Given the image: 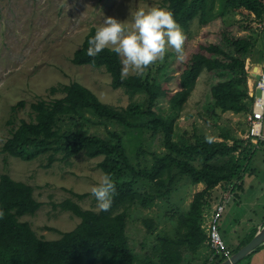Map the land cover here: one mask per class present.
Listing matches in <instances>:
<instances>
[{"label":"trees","instance_id":"trees-1","mask_svg":"<svg viewBox=\"0 0 264 264\" xmlns=\"http://www.w3.org/2000/svg\"><path fill=\"white\" fill-rule=\"evenodd\" d=\"M162 3L184 30L196 18L201 27L219 19L224 21L231 13L244 19L232 24L223 22L217 40L198 42L187 56L176 89H171L172 77L162 73L161 67L152 77L133 74L121 80L122 65L117 54L108 49L96 57L86 54L87 41L96 28L90 29L75 50L72 62L104 68L112 77L114 89L122 88L131 97H139L118 108L101 101L80 82L53 85L51 93L62 91L64 95L32 101L31 118L20 119L10 129L0 153L28 161L47 155L43 164L47 168L81 153L88 158L103 156L98 167L113 176L117 187L111 209L83 208L71 198L52 202L54 207L71 211L81 221L69 231L52 228L61 237L46 239L36 233L30 222L20 220L26 214L34 215L43 205L35 197L34 187L2 173L0 210L5 215L0 219V264H218L224 260L220 257L211 260L213 252L205 216L213 208V192L218 186L232 184L235 197L245 192V179L250 174L256 148L252 138L245 139L220 126H217L218 139L195 130L187 142L178 143L175 119L204 70L220 78L211 88L213 116L247 115L252 111L254 97L248 90L252 73L245 69V64L258 39L259 31L253 24L264 15V0H162ZM161 100L168 103V117L160 109ZM26 104L22 99L13 105L14 115L7 122L13 124L18 108ZM156 139L162 145L161 150L154 148ZM140 181L151 182L150 190L137 188ZM187 184L192 188L202 184L203 189L192 196L180 213L175 209L165 213L168 223L161 229L153 217L144 216L147 234L153 240H146L144 245L148 249L144 254L132 249L127 234L130 209H151L159 202H167ZM69 191L78 199L91 194ZM219 227L221 230L222 226ZM256 231L257 227L249 230L238 248L228 245L232 254L248 243ZM134 250L143 258L137 257Z\"/></svg>","mask_w":264,"mask_h":264},{"label":"rangeland","instance_id":"rangeland-1","mask_svg":"<svg viewBox=\"0 0 264 264\" xmlns=\"http://www.w3.org/2000/svg\"><path fill=\"white\" fill-rule=\"evenodd\" d=\"M153 5L166 8L162 0H0V147L9 137L10 129L17 126L20 119L31 118L29 105L32 101L38 98L52 100L64 95L62 91L51 93L50 87L53 85L80 82L90 88L101 101L118 108L137 99L139 95L131 97L122 88L114 89L111 86L112 77L104 68L76 65L72 57L90 29L102 24L105 17L127 20L130 26V6L135 10L138 6L148 8ZM239 18L244 19L237 13H231L224 17V21L219 19L206 27H201L198 19H194L187 30L183 29L186 37L185 60L178 62L175 52L169 49L163 62L153 64L143 76L152 77L161 67L162 73L172 77L169 82L171 89L178 88L179 74L188 54L197 47L198 42L217 40L222 23L232 24ZM218 80L220 78L207 70L201 73L183 111L175 119L176 142H187L195 130L218 139L217 126L229 128L240 137L244 136L248 128L244 113H226L216 117L210 112L211 88ZM22 99L27 101V106L19 107L13 124L8 123L14 115L11 107ZM160 109L164 115L169 116L170 110L165 100H161ZM251 142L256 151L249 168L250 174L245 179V192L235 197L230 191L231 198L226 202L220 219L221 236L226 244L233 238V249L239 247L249 228L264 217V144L260 145L252 139ZM154 145V148L162 149L159 139L155 140ZM146 157L151 158L149 155ZM46 158L47 155H40L28 161L0 153V175L8 173L14 179L34 187V195L43 205L34 215L26 214L20 220L30 222L39 236L58 239L61 231L74 229L81 219L71 211L54 207L52 202L59 203L71 198L83 208L98 210L91 194L78 199L69 190L91 192V187L104 173L98 167L103 156L88 158L81 153L66 161H56L48 168L43 166L47 162ZM133 159L136 161V156ZM151 186L149 181H140L137 188L149 191ZM231 187L232 184L220 185L214 190L213 208L205 216L206 224L217 205L223 201V193ZM202 189V184L193 188L187 184L170 200L159 202V205L151 209L132 207L127 225L131 248L144 254L148 249L144 245L146 240H153L147 234L144 216L153 217L161 229L168 223L165 213L172 209L180 213L188 206L192 196ZM206 250L210 252L209 248ZM136 251V256L143 258Z\"/></svg>","mask_w":264,"mask_h":264},{"label":"clouds","instance_id":"clouds-1","mask_svg":"<svg viewBox=\"0 0 264 264\" xmlns=\"http://www.w3.org/2000/svg\"><path fill=\"white\" fill-rule=\"evenodd\" d=\"M130 26L113 16L105 17L95 33L88 39L86 54L96 57L108 49L120 59L121 80L135 74L142 76L156 62H163L169 49L176 54L178 62H183L185 53V33L167 8L153 5L148 8L130 6ZM117 187L110 173L101 174L96 184L91 187L96 207L100 211H109ZM5 213L0 210V219Z\"/></svg>","mask_w":264,"mask_h":264},{"label":"built area","instance_id":"built-area-1","mask_svg":"<svg viewBox=\"0 0 264 264\" xmlns=\"http://www.w3.org/2000/svg\"><path fill=\"white\" fill-rule=\"evenodd\" d=\"M245 69L251 73L253 71L251 64L248 63L245 64ZM248 90L250 95L254 97V102L252 111L246 115L248 128L244 138H252L253 141L257 142L264 141V63L259 71V76L255 80L248 79ZM230 191L231 189L223 193V201L217 205L211 219L206 224L209 237L208 243L213 252L212 261L215 257L226 259L232 255L231 250L221 236L219 227L226 202L231 198Z\"/></svg>","mask_w":264,"mask_h":264},{"label":"crops","instance_id":"crops-1","mask_svg":"<svg viewBox=\"0 0 264 264\" xmlns=\"http://www.w3.org/2000/svg\"><path fill=\"white\" fill-rule=\"evenodd\" d=\"M253 26L255 29L259 31V35L256 41V45L253 49V54L251 58H248L246 60V63L251 64L253 70L252 73L259 74V71L261 70L264 63V15L262 19L258 22H255ZM256 78H257L256 76L252 75V78L250 79L255 80ZM246 132L247 130L243 134H245ZM263 132H264V119H263ZM263 221L264 220L262 219L256 221L249 229L251 230L254 227H257L258 230V228L262 225ZM232 243H233V238H230L227 244L232 246ZM258 247L254 249L250 254H248L244 259L239 261L237 264H264V243Z\"/></svg>","mask_w":264,"mask_h":264},{"label":"water","instance_id":"water-1","mask_svg":"<svg viewBox=\"0 0 264 264\" xmlns=\"http://www.w3.org/2000/svg\"><path fill=\"white\" fill-rule=\"evenodd\" d=\"M252 75L258 77V73H252ZM259 94V91H258ZM264 243V221L262 225L258 228L253 238L233 253L230 257L222 260L218 264H237L239 261L244 259L248 254H250L254 249Z\"/></svg>","mask_w":264,"mask_h":264}]
</instances>
